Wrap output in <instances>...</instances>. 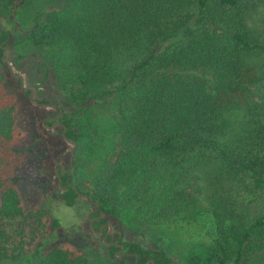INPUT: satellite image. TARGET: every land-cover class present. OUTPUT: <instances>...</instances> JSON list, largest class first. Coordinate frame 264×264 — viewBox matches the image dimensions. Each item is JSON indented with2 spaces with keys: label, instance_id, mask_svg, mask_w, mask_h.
I'll use <instances>...</instances> for the list:
<instances>
[{
  "label": "trees",
  "instance_id": "16d2710c",
  "mask_svg": "<svg viewBox=\"0 0 264 264\" xmlns=\"http://www.w3.org/2000/svg\"><path fill=\"white\" fill-rule=\"evenodd\" d=\"M27 1L0 0V18ZM41 15L27 40L71 109L61 132L75 142L57 186L63 203L85 196L92 218L104 216L91 230L121 216L164 225L206 212L212 229L180 264H264V0H66ZM8 40L0 29V262L90 264L74 247L45 248L50 209L25 212L10 184ZM122 245L133 264H173L163 250Z\"/></svg>",
  "mask_w": 264,
  "mask_h": 264
},
{
  "label": "rangeland",
  "instance_id": "374dc122",
  "mask_svg": "<svg viewBox=\"0 0 264 264\" xmlns=\"http://www.w3.org/2000/svg\"><path fill=\"white\" fill-rule=\"evenodd\" d=\"M65 3L66 0H59L47 7L43 0H28L16 15L0 18V29L9 36L4 61L10 69L8 72L4 71L2 94L13 97L16 103V137L11 148L10 184L17 190L25 212L40 203L47 204L50 209L47 231L53 237L45 248L59 245L74 247L87 257L90 264H133L128 256L117 257L107 253L108 245L103 237L90 228L94 207L85 196L74 207H67L58 197L62 190L57 187L56 171L58 169L60 173L59 167L63 171L69 167L73 146L65 141L59 127L48 128L52 123L50 118L57 114V110L51 106L43 107L32 103L35 101L39 104L61 105L63 111L71 110L57 91L49 67L27 40L28 34L35 27L36 19L42 21L41 14L51 9H61ZM46 71L47 79L42 82ZM35 83L40 87L38 90ZM28 88L36 89L32 98L28 91L24 92ZM260 90L264 92V87H260ZM84 192L90 190L84 188ZM54 214H60L66 222H70L69 228L65 229ZM102 217L104 216L101 219ZM54 218L61 224L57 229L53 227ZM106 224L120 231L122 241H134L145 249L163 250L173 264H180L187 251L210 232L212 218L205 212L192 223L139 225L132 218L121 216L120 222L108 219ZM0 264L26 262L25 257L21 256L15 261Z\"/></svg>",
  "mask_w": 264,
  "mask_h": 264
},
{
  "label": "flooded vegetation",
  "instance_id": "af4514ba",
  "mask_svg": "<svg viewBox=\"0 0 264 264\" xmlns=\"http://www.w3.org/2000/svg\"><path fill=\"white\" fill-rule=\"evenodd\" d=\"M35 75H37V74H35ZM45 80H46V77H44L42 79V82H44ZM37 84L38 83H35V85H36L35 87L38 90L40 87L37 86ZM36 89L28 88L27 91H28V93L30 95H31V93H33V95H34L35 92H36ZM35 103L37 105H40V106L48 105V106H51L52 108H55L56 110H58V114L55 115L54 117L50 118L52 123H51L50 126H48V128L51 129V128H54V127H59L60 129H63V124L60 122V119H61V116H62V112H63V108H62L61 105H49V104H45V103L44 104H39L38 102H35ZM44 123H45V121H44ZM61 134L63 136V132H61ZM72 156H73V148H72ZM71 161H72V158H71ZM69 166H71V162H70V165ZM59 171H61L62 174L68 172V170L63 171L62 170V167H59ZM56 176H57V184L59 186V183H60V185L62 184V178L60 176V173L58 172V169L56 171ZM101 216L102 215L100 214L98 218L92 219V221H90L91 228H92V222L93 221H100L101 220ZM96 233L98 235H101L103 237V241L108 245V247L111 246V245H113L115 248L118 249V251L115 253V256H117V257L128 256V257L131 258V255L130 254H127V253L124 252V247L122 245V243L124 241L121 240V233H120L119 230H115V229L109 228L108 224H106V223H101L99 225L98 230H96ZM145 264H152V263H145Z\"/></svg>",
  "mask_w": 264,
  "mask_h": 264
},
{
  "label": "water",
  "instance_id": "95a60500",
  "mask_svg": "<svg viewBox=\"0 0 264 264\" xmlns=\"http://www.w3.org/2000/svg\"><path fill=\"white\" fill-rule=\"evenodd\" d=\"M3 60H4V54H3ZM12 72V71H11ZM23 87V80H22V78H21V88ZM27 91V89H24V92H26ZM32 96H33V93H31V95H30V98H32ZM32 103H35L34 101H32ZM36 104V103H35ZM48 105H44L43 107H47ZM63 137H64V132H63ZM65 139V138H64ZM65 141L66 142H68L69 144H71L72 146H73V148L75 147V142H73V141H68V140H66L65 139ZM59 186H60V183H59ZM61 190L62 191H64L65 190V188H61ZM109 226V225H108ZM109 228H111L110 226H109Z\"/></svg>",
  "mask_w": 264,
  "mask_h": 264
},
{
  "label": "clouds",
  "instance_id": "9594fccd",
  "mask_svg": "<svg viewBox=\"0 0 264 264\" xmlns=\"http://www.w3.org/2000/svg\"><path fill=\"white\" fill-rule=\"evenodd\" d=\"M54 215H56L57 219H59V220L61 221V224H62V226H63L65 229H68V228H69V226H70V222H66V221L64 220V218H63L60 214H54ZM71 222H73V221H71Z\"/></svg>",
  "mask_w": 264,
  "mask_h": 264
}]
</instances>
